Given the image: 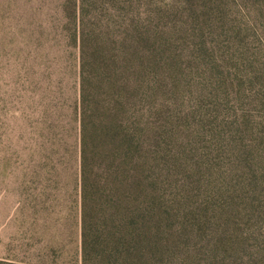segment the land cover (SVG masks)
I'll return each instance as SVG.
<instances>
[{
  "label": "rangeland",
  "instance_id": "rangeland-1",
  "mask_svg": "<svg viewBox=\"0 0 264 264\" xmlns=\"http://www.w3.org/2000/svg\"><path fill=\"white\" fill-rule=\"evenodd\" d=\"M63 1L0 0V264H80L78 123L48 106L38 42ZM79 1L143 36L145 264H264V0Z\"/></svg>",
  "mask_w": 264,
  "mask_h": 264
},
{
  "label": "trees",
  "instance_id": "trees-1",
  "mask_svg": "<svg viewBox=\"0 0 264 264\" xmlns=\"http://www.w3.org/2000/svg\"><path fill=\"white\" fill-rule=\"evenodd\" d=\"M51 12L46 20L50 32L38 38L47 41L49 51L39 55L49 108L64 115L67 127L71 119L66 112L72 109L78 123L80 264H145L148 209L140 201L138 180L143 38L138 17L126 35L119 28L120 11L106 21L89 20L82 2L64 0ZM129 102L134 104L133 127L127 121ZM54 126L50 122V129Z\"/></svg>",
  "mask_w": 264,
  "mask_h": 264
}]
</instances>
